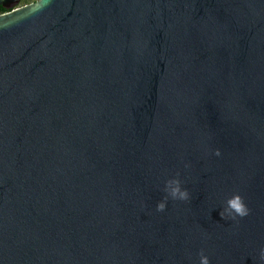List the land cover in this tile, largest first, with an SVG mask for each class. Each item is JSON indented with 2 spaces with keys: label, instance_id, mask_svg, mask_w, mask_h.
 Here are the masks:
<instances>
[{
  "label": "water",
  "instance_id": "1",
  "mask_svg": "<svg viewBox=\"0 0 264 264\" xmlns=\"http://www.w3.org/2000/svg\"><path fill=\"white\" fill-rule=\"evenodd\" d=\"M20 1L0 0V264H260L264 0ZM177 173L190 199L159 212ZM235 193L250 213L223 219Z\"/></svg>",
  "mask_w": 264,
  "mask_h": 264
},
{
  "label": "clouds",
  "instance_id": "2",
  "mask_svg": "<svg viewBox=\"0 0 264 264\" xmlns=\"http://www.w3.org/2000/svg\"><path fill=\"white\" fill-rule=\"evenodd\" d=\"M215 155L219 156V150H216ZM189 167L185 164V168ZM162 192L164 193L162 199L157 202L156 210L162 212L166 209L169 199L173 201H185L190 199V192L187 188L183 187V181L179 178V174L168 178L163 183ZM250 209L244 201V198L235 193L226 199L224 206L219 212L223 219H230L236 221L237 218H243L249 215ZM258 260L260 264H264V246L258 249ZM198 264H211L209 257L205 255L202 249L199 253Z\"/></svg>",
  "mask_w": 264,
  "mask_h": 264
},
{
  "label": "flooded vegetation",
  "instance_id": "3",
  "mask_svg": "<svg viewBox=\"0 0 264 264\" xmlns=\"http://www.w3.org/2000/svg\"><path fill=\"white\" fill-rule=\"evenodd\" d=\"M36 0H24V2L22 3V0L20 1V3L16 6V7H20V6H24V5H29L31 3H34ZM0 9H2L4 12H8L7 9H3L2 7H0Z\"/></svg>",
  "mask_w": 264,
  "mask_h": 264
},
{
  "label": "trees",
  "instance_id": "4",
  "mask_svg": "<svg viewBox=\"0 0 264 264\" xmlns=\"http://www.w3.org/2000/svg\"><path fill=\"white\" fill-rule=\"evenodd\" d=\"M1 13H5V12H4L2 9H0V14H1Z\"/></svg>",
  "mask_w": 264,
  "mask_h": 264
}]
</instances>
